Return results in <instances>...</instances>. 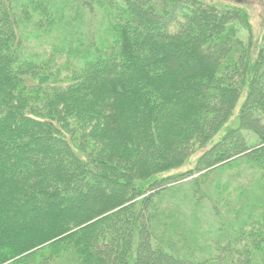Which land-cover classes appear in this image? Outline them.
<instances>
[{"label": "trees", "instance_id": "1", "mask_svg": "<svg viewBox=\"0 0 264 264\" xmlns=\"http://www.w3.org/2000/svg\"><path fill=\"white\" fill-rule=\"evenodd\" d=\"M238 23L0 0V264H264V44L251 62Z\"/></svg>", "mask_w": 264, "mask_h": 264}, {"label": "rangeland", "instance_id": "2", "mask_svg": "<svg viewBox=\"0 0 264 264\" xmlns=\"http://www.w3.org/2000/svg\"><path fill=\"white\" fill-rule=\"evenodd\" d=\"M204 7L206 10L213 11L216 13L217 16L228 13L229 11H236L240 16L244 18V24L238 26L239 28V37L244 41L250 40V48H249V58L251 62H253L258 55L259 48L264 44V0H193ZM33 39V38H32ZM244 95L242 94L234 111L233 115L229 118V120L224 124L221 130L216 134V136L209 142L207 145L203 146L202 148L196 150L193 155L188 159V161L181 167L170 170V174L182 173L188 170H192L195 167L196 160L199 155L208 148L213 142H215L224 130L232 126L236 122V117L238 115V111L240 105L244 99ZM249 171L253 170L254 167H247ZM214 174V171L211 173ZM221 174V173H219ZM198 174H194L193 177L188 178L184 181L181 186V191L178 192V195H184L187 197L192 193V186H191V178L197 177ZM208 179V178H206ZM210 178L207 180V185H209ZM209 194L213 197L216 196V192L212 191L208 188ZM204 202V207H207V211L209 212V208L207 203ZM206 209V208H205ZM204 215V213H203ZM205 216V215H204ZM205 218H207L205 216ZM210 218V217H209ZM209 220V221H206ZM210 226L214 223L212 217L210 219H205ZM213 247V245H212Z\"/></svg>", "mask_w": 264, "mask_h": 264}]
</instances>
